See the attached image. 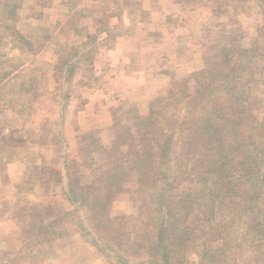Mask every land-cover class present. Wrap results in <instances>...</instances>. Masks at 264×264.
Wrapping results in <instances>:
<instances>
[{
	"label": "rangeland",
	"instance_id": "374dc122",
	"mask_svg": "<svg viewBox=\"0 0 264 264\" xmlns=\"http://www.w3.org/2000/svg\"><path fill=\"white\" fill-rule=\"evenodd\" d=\"M263 26L264 0H0V264H264V213L196 165L264 119V63L238 64Z\"/></svg>",
	"mask_w": 264,
	"mask_h": 264
},
{
	"label": "trees",
	"instance_id": "16d2710c",
	"mask_svg": "<svg viewBox=\"0 0 264 264\" xmlns=\"http://www.w3.org/2000/svg\"><path fill=\"white\" fill-rule=\"evenodd\" d=\"M260 37L263 41L261 42V44L264 47V26L260 29ZM243 49L244 47H239V51L242 50V54L239 55L238 59V64L240 66H242L243 63H248L252 66L254 59L255 64L257 59L259 60V62L264 63V54L258 56L256 53L248 52ZM222 51L224 52V54L228 53L226 45L223 46ZM262 68L261 70H258V68H256L259 72H251L250 74L252 75V77L248 81L250 82L253 78L252 82L256 84V82L258 81V73L264 77V66ZM243 69H248V67L241 68L239 69V71H242ZM241 75L244 74H237L232 78L235 81L242 79L244 82L247 75H245V77H242ZM217 100L220 101L214 103V107L216 104H221L220 106H223L225 104V101H228V96L226 94L225 88L223 92H214L213 96L206 100L207 102L205 103L210 104ZM219 113H221L222 116V112L219 111ZM213 118L214 119L210 120V122L207 120H200L199 125L192 126L194 127V137L200 136L198 135V132L200 130H202L203 132H205L206 130L207 133H210V126L214 127L215 131L219 130L220 127H224V125L221 124L224 123V117L220 118L218 114L216 116H213ZM219 124H221V126H219ZM248 127H250L251 132H254L255 135L253 136V138H249L247 140L241 137L243 135L241 134L239 129L247 133L249 132L241 125H239V128H236V126L231 128L225 134V136L223 132H221L217 135V137H214L216 140L212 142V148H210L209 150L214 151L219 155V152H224L225 145H228L230 147V151L232 152L231 156H233L232 160H234V166L233 168L229 167L231 161L230 159L229 161H227V159L229 158L228 156H222L221 158H217L218 155L210 157L206 156V154H202L198 156L196 163V165H199V170H201L198 176V180L201 184L204 181L211 182L209 184L215 187L213 190V195L217 197V199H219L220 193H224L222 197L223 199L218 201L224 202L226 201V199L234 198L235 200L237 199L238 201L242 202L239 203L242 206L243 210H247V207L249 206L248 204H250L252 207H257L261 213H264V119H262L260 122H257V125H250ZM221 136L224 137V140L222 141ZM168 142L169 139L166 140V143ZM230 144L235 145L234 148H232ZM220 145L221 147L219 148L218 146ZM159 151L161 155V165H164L165 163H167L168 157L171 153V148L168 144V147H161ZM152 157L154 158L155 156L154 153L151 152H145L144 154H142L141 159L142 161L144 160L145 165H142L141 168H147L148 172L151 173V176L153 177L152 179L156 180V168L159 169L160 166L158 164H154L153 162L150 164L147 163ZM202 166H206V169H202ZM142 178L147 180V177L145 175ZM250 185L253 186L251 192H249V189H245L244 192L241 191L242 187H249ZM235 186H239L240 192L238 194H235ZM168 214L170 218L167 220V222L165 224L161 223L160 226L156 229L157 244H166L168 240L166 238V234L168 232L170 224L172 223V218L177 217L174 216L173 212H168ZM184 219L187 220V218ZM260 225L264 229V221L260 223ZM171 228H175V226Z\"/></svg>",
	"mask_w": 264,
	"mask_h": 264
},
{
	"label": "crops",
	"instance_id": "0c3cea01",
	"mask_svg": "<svg viewBox=\"0 0 264 264\" xmlns=\"http://www.w3.org/2000/svg\"><path fill=\"white\" fill-rule=\"evenodd\" d=\"M7 187H9V184H2V186H0V188L1 189H5V188H7ZM2 221H1V219H0V223H1Z\"/></svg>",
	"mask_w": 264,
	"mask_h": 264
}]
</instances>
